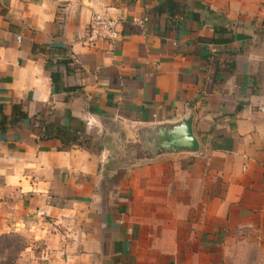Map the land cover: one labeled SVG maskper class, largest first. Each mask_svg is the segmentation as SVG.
Instances as JSON below:
<instances>
[{
	"label": "crops",
	"instance_id": "crops-1",
	"mask_svg": "<svg viewBox=\"0 0 264 264\" xmlns=\"http://www.w3.org/2000/svg\"><path fill=\"white\" fill-rule=\"evenodd\" d=\"M12 235L24 264H264V0H0Z\"/></svg>",
	"mask_w": 264,
	"mask_h": 264
},
{
	"label": "built area",
	"instance_id": "built-area-1",
	"mask_svg": "<svg viewBox=\"0 0 264 264\" xmlns=\"http://www.w3.org/2000/svg\"><path fill=\"white\" fill-rule=\"evenodd\" d=\"M141 26L142 21H137ZM121 21L109 18L107 16L94 14L90 21L87 35V43L90 45L98 42H115L120 37Z\"/></svg>",
	"mask_w": 264,
	"mask_h": 264
},
{
	"label": "water",
	"instance_id": "water-1",
	"mask_svg": "<svg viewBox=\"0 0 264 264\" xmlns=\"http://www.w3.org/2000/svg\"><path fill=\"white\" fill-rule=\"evenodd\" d=\"M164 140L165 142L162 144L163 148L170 151H198L200 149L199 143L193 133L191 120L183 122L168 131L164 136Z\"/></svg>",
	"mask_w": 264,
	"mask_h": 264
},
{
	"label": "rangeland",
	"instance_id": "rangeland-1",
	"mask_svg": "<svg viewBox=\"0 0 264 264\" xmlns=\"http://www.w3.org/2000/svg\"><path fill=\"white\" fill-rule=\"evenodd\" d=\"M27 238L12 235L0 243V264H24L22 253L28 245Z\"/></svg>",
	"mask_w": 264,
	"mask_h": 264
}]
</instances>
